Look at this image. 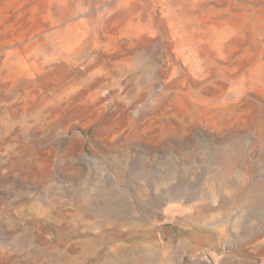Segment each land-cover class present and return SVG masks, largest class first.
<instances>
[{"label": "rangeland", "instance_id": "374dc122", "mask_svg": "<svg viewBox=\"0 0 264 264\" xmlns=\"http://www.w3.org/2000/svg\"><path fill=\"white\" fill-rule=\"evenodd\" d=\"M0 264H264V0H0Z\"/></svg>", "mask_w": 264, "mask_h": 264}, {"label": "bare ground", "instance_id": "6f19581e", "mask_svg": "<svg viewBox=\"0 0 264 264\" xmlns=\"http://www.w3.org/2000/svg\"><path fill=\"white\" fill-rule=\"evenodd\" d=\"M196 239H197V241H198L197 243H198L199 245H200V244L203 245V244H205V243L208 244V239H207V238H204V237H202V238H201V237H196ZM196 239H195V240H196Z\"/></svg>", "mask_w": 264, "mask_h": 264}]
</instances>
